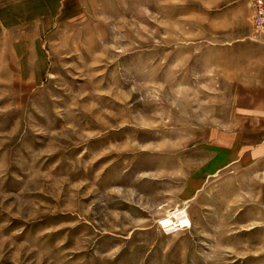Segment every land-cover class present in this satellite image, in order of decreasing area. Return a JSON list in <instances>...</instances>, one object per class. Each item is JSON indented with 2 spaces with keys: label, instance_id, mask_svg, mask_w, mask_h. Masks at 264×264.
Segmentation results:
<instances>
[{
  "label": "rangeland",
  "instance_id": "374dc122",
  "mask_svg": "<svg viewBox=\"0 0 264 264\" xmlns=\"http://www.w3.org/2000/svg\"><path fill=\"white\" fill-rule=\"evenodd\" d=\"M254 13L0 0V264H253L250 201L207 164Z\"/></svg>",
  "mask_w": 264,
  "mask_h": 264
},
{
  "label": "crops",
  "instance_id": "0c3cea01",
  "mask_svg": "<svg viewBox=\"0 0 264 264\" xmlns=\"http://www.w3.org/2000/svg\"><path fill=\"white\" fill-rule=\"evenodd\" d=\"M234 69L230 120L228 126L215 130V153L207 165L216 169V177L228 171L237 175L231 179L232 194L236 181L238 197L250 201L244 221L236 227L241 232L237 236L246 239L245 254L237 256L247 263L264 264V35H255L246 47L245 60Z\"/></svg>",
  "mask_w": 264,
  "mask_h": 264
},
{
  "label": "built area",
  "instance_id": "2783aa9c",
  "mask_svg": "<svg viewBox=\"0 0 264 264\" xmlns=\"http://www.w3.org/2000/svg\"><path fill=\"white\" fill-rule=\"evenodd\" d=\"M254 5V26L257 35H264V0H251Z\"/></svg>",
  "mask_w": 264,
  "mask_h": 264
}]
</instances>
